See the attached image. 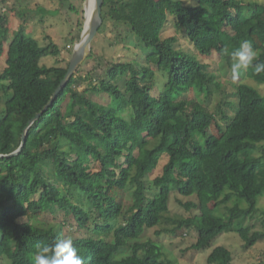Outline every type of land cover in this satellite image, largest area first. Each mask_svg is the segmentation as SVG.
<instances>
[{
  "label": "trees",
  "instance_id": "1",
  "mask_svg": "<svg viewBox=\"0 0 264 264\" xmlns=\"http://www.w3.org/2000/svg\"><path fill=\"white\" fill-rule=\"evenodd\" d=\"M169 15L176 36L162 38ZM101 18L99 32L107 20L124 24L145 62H137L134 48L127 61L106 60L92 47L30 125L20 152L0 157V264H34L57 238L71 239L83 264H178L163 257L160 243L142 240L168 211L171 190L195 197L177 199L186 210L199 208L169 229L184 237L186 229L195 231L192 248L211 246L223 232L245 249L263 241L264 95L247 82L232 83V112L222 101L217 110L224 125L210 103L222 95L231 53L242 42L264 63V0H103ZM7 34L2 11L0 56ZM178 34L192 52L175 46ZM59 52L54 42L41 45L22 30L8 42L0 154L19 147L24 128L63 79L67 66L41 63ZM213 54L218 72L204 61ZM240 75L264 84V72L252 67ZM239 262L220 244L206 258Z\"/></svg>",
  "mask_w": 264,
  "mask_h": 264
},
{
  "label": "rangeland",
  "instance_id": "2",
  "mask_svg": "<svg viewBox=\"0 0 264 264\" xmlns=\"http://www.w3.org/2000/svg\"><path fill=\"white\" fill-rule=\"evenodd\" d=\"M257 1L261 2L262 0ZM84 5L85 0H0V12L5 11L8 15V34L4 43L3 55L0 56V71L4 67L8 42L18 30H22L27 36L37 39L41 45L52 41L58 46L59 55L43 57L41 60L42 64L68 66L73 46L79 40L83 29L85 19ZM172 18L171 15L168 16L162 32V38L176 36ZM99 29L92 40L91 48L93 47L95 52L106 60L124 59L129 61L131 59L129 56L130 48L136 49L139 54L141 53L142 47L138 45L133 35L126 30L127 28L124 24L107 20L100 32ZM122 37H128V39L122 43L120 41ZM175 46H180L183 49L187 47L190 52L193 50L192 45L183 34H178V41ZM135 58L138 63L145 62V58L141 54ZM204 61L208 65V70L218 72L217 64L219 58L216 54L205 58ZM91 65L92 63L89 62V65L84 66L80 73L85 74ZM224 75L221 82L222 95L215 94L211 99L210 108L214 112L217 113L220 101H222L221 106L226 113L232 112L233 106L236 104L232 83L238 81L247 82L255 86L264 95V84H257L255 81L245 79L241 75L234 79L230 70H227ZM6 85V81H0V112L3 110L5 100L8 98ZM86 85L87 81H84L78 89L82 90ZM216 119L221 125H224L220 114H216ZM177 199L192 201L195 200V197L193 195L180 197L177 190H171L168 211L162 214L158 226L146 230L142 238V240H152L160 243L164 254L163 257L170 258L178 264H206V258L212 248L220 244L231 249L239 256V264H251L258 259H264V240L257 242L253 247L245 249L242 247L241 240L235 234L223 232L214 239L211 246L204 249H194L191 244L197 237L195 231L186 229L185 237L171 234L169 229L177 225L181 219L192 217L199 213L198 207L186 210L178 204ZM259 206L264 208V198L260 200ZM209 207H213V204L210 203ZM258 220H254V222L260 226ZM63 233H65V229ZM3 264H10V262L4 260Z\"/></svg>",
  "mask_w": 264,
  "mask_h": 264
},
{
  "label": "clouds",
  "instance_id": "3",
  "mask_svg": "<svg viewBox=\"0 0 264 264\" xmlns=\"http://www.w3.org/2000/svg\"><path fill=\"white\" fill-rule=\"evenodd\" d=\"M231 58V73L234 79L249 67L254 68L257 74L264 72V63L257 62V52L248 41L242 42L240 47L231 53ZM34 264H83V261L71 239L57 238L52 245L43 247L35 254Z\"/></svg>",
  "mask_w": 264,
  "mask_h": 264
},
{
  "label": "water",
  "instance_id": "4",
  "mask_svg": "<svg viewBox=\"0 0 264 264\" xmlns=\"http://www.w3.org/2000/svg\"><path fill=\"white\" fill-rule=\"evenodd\" d=\"M86 1L87 0H85V2ZM102 3L103 0H94L93 9L90 17L87 19L84 14L85 19H84L83 29L81 31L79 40L73 46L70 61L67 66V71L63 79L60 81L59 85L54 90L49 102L42 108L40 112L35 114V116L29 121L28 125L24 128L23 133L21 135V142L19 147L9 154H0V157H10L20 152V150L25 144L26 135L30 125L41 115V113L48 107V105H50L52 100L58 95V93L66 85L70 77L74 75L79 65H81L82 62L89 55L91 51L92 40L102 23V18H101ZM84 13H85V7H84Z\"/></svg>",
  "mask_w": 264,
  "mask_h": 264
},
{
  "label": "bare ground",
  "instance_id": "5",
  "mask_svg": "<svg viewBox=\"0 0 264 264\" xmlns=\"http://www.w3.org/2000/svg\"><path fill=\"white\" fill-rule=\"evenodd\" d=\"M93 4H94V0H87L85 2V5H84V7H85V13L84 14H85V16H86L87 19L91 15V12H92V9H93Z\"/></svg>",
  "mask_w": 264,
  "mask_h": 264
}]
</instances>
